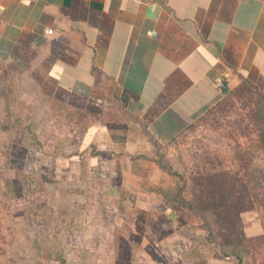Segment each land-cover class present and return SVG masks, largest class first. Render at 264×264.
I'll list each match as a JSON object with an SVG mask.
<instances>
[{
	"label": "rangeland",
	"instance_id": "374dc122",
	"mask_svg": "<svg viewBox=\"0 0 264 264\" xmlns=\"http://www.w3.org/2000/svg\"><path fill=\"white\" fill-rule=\"evenodd\" d=\"M21 71L0 62V264H237L206 242L199 218L153 191H174L177 177L138 161L142 154L129 162L127 151L111 146L117 134L104 132L100 141L82 129L98 119L105 129L118 121L100 112L67 114V99L41 94ZM222 92L159 144L187 177L227 171L245 180L248 168L264 169V152L252 148L253 104ZM248 95L258 99L254 91ZM108 109L120 112L114 104ZM146 138L152 157L155 147ZM230 205L246 233L242 264H264L263 208L245 183L232 189ZM192 238L195 252L188 255Z\"/></svg>",
	"mask_w": 264,
	"mask_h": 264
},
{
	"label": "crops",
	"instance_id": "0c3cea01",
	"mask_svg": "<svg viewBox=\"0 0 264 264\" xmlns=\"http://www.w3.org/2000/svg\"><path fill=\"white\" fill-rule=\"evenodd\" d=\"M0 62L67 99V114L118 121L82 129L157 167L146 137L165 144L209 110L216 80L231 91L247 79L264 98V0H0Z\"/></svg>",
	"mask_w": 264,
	"mask_h": 264
},
{
	"label": "trees",
	"instance_id": "16d2710c",
	"mask_svg": "<svg viewBox=\"0 0 264 264\" xmlns=\"http://www.w3.org/2000/svg\"><path fill=\"white\" fill-rule=\"evenodd\" d=\"M254 91L258 99L248 95ZM224 93L235 95L238 100L253 104L250 117L256 127L257 139L253 140L254 152H264V98L257 87L247 79H240L239 85L234 90H224ZM151 144L155 147L154 155L147 157L162 172L177 177L180 185L174 191L158 192L163 198L174 202L180 208L192 213L201 220V224L207 232L206 242L218 245L219 252L223 257H234L237 264L243 263L244 252H246V233L243 230L240 215L236 213L231 205L230 199L232 189L239 184L245 183L249 187L252 202L254 201L264 210V169L255 166L245 172V180L239 179L227 171L198 172L187 177L173 167L170 159L166 157V151L159 143L150 138ZM239 152V151H238ZM246 158L251 159L253 152L244 151ZM250 163V164H249ZM246 167L251 165L249 161ZM217 226V227H215ZM64 264V260L60 259Z\"/></svg>",
	"mask_w": 264,
	"mask_h": 264
},
{
	"label": "built area",
	"instance_id": "2783aa9c",
	"mask_svg": "<svg viewBox=\"0 0 264 264\" xmlns=\"http://www.w3.org/2000/svg\"><path fill=\"white\" fill-rule=\"evenodd\" d=\"M49 33H51V30H48ZM215 87L219 90V91H224L226 89V85L224 83V81L222 79H218L215 81Z\"/></svg>",
	"mask_w": 264,
	"mask_h": 264
}]
</instances>
